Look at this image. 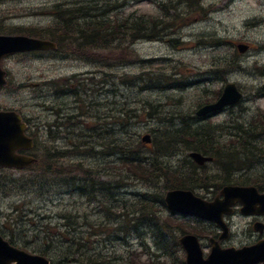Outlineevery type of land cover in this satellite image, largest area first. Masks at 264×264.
I'll list each match as a JSON object with an SVG mask.
<instances>
[{
    "label": "rangeland",
    "instance_id": "obj_1",
    "mask_svg": "<svg viewBox=\"0 0 264 264\" xmlns=\"http://www.w3.org/2000/svg\"><path fill=\"white\" fill-rule=\"evenodd\" d=\"M90 1L0 0V25L3 24L6 28L23 27L26 31L22 33L34 30L32 28H48L57 22L51 14L55 6L84 4ZM99 1L90 4H114L117 0ZM161 1L165 4V0H120L119 2H124L125 5L111 15L127 16L132 13L137 16L159 17L161 14L157 2ZM184 4L179 7L181 11L185 9ZM200 6L204 8L203 13L198 16V13L194 12L179 26V33L175 35L179 40L178 43L171 42L167 38L139 41L126 53L132 58L130 64H123L119 54L107 49L94 52L100 57V65L96 61L98 59L83 58L65 51L22 53L6 58L3 65L8 70L9 83L0 91V110L15 109L25 115L30 124V133L39 132L41 146L37 153H42L44 147L66 149L72 146V142L78 143L85 139H91L96 144V149L100 150L102 146L98 145L100 139L95 135L96 131L93 130L95 124L92 122L85 128L81 125L82 129L63 125L52 126L53 131H59L60 137L57 139L49 138L48 123L56 121L61 123L65 121L67 115L76 114L83 109L86 114L81 117L84 123L88 122L87 120L96 122L100 115L107 114L113 117L116 114L120 118L123 109H132L138 114L143 112L144 115L139 120L131 119L125 126L121 122L115 127L109 124L105 127L108 129L106 131L102 129V124L99 129L104 132L101 136L102 140L129 141L134 144L141 141L143 134L146 133L154 136V131L160 135L176 130L180 125L195 126L194 119L186 114L195 115L202 102L209 99L208 97H213L226 82L231 81L236 82L246 95L244 102L242 101L243 110L238 108L235 111L238 114L241 111L244 116L242 121L251 124L253 114L259 109L264 113V98H256L259 87L264 86V0H203ZM239 43L249 44L250 50L243 54L239 53L236 47ZM137 58L151 61H136ZM144 70L145 76L154 80L144 84L158 82L161 74H173L184 82H190V85L184 89L177 87L161 89L142 88L143 83L141 85L128 83L132 75ZM87 73L90 74L89 78L97 77L102 80L93 90L88 88V83L91 81L82 79L87 78ZM78 75L85 84L87 92L81 86L72 87V84L69 87L72 93H68L64 87L63 89L57 86L63 78ZM54 81L58 82L54 83ZM75 90L77 95L74 93ZM149 110L152 113H159V116L147 117ZM229 115L230 112H226L201 122L226 124ZM59 117H62V120ZM171 117L174 119H169ZM70 131H73L72 134L68 133ZM85 134H93V136H83ZM262 141L264 136L260 140L257 139L258 146L264 147ZM145 145L144 149L147 153L152 145L151 143ZM33 153H36V150ZM262 155L247 166L252 165L251 171L257 172L255 174L257 176L262 173L261 177H264V151ZM184 157L185 154H181L166 159L168 158L171 165L177 166ZM116 158L115 155H77L64 158L60 163L69 166L82 161L94 169L103 170L110 169L109 163ZM258 161L260 162L257 163ZM205 168L203 172L221 176L222 171L217 162L209 163ZM238 174L233 178H240ZM63 176L57 179L50 175L44 177L39 175L34 167L25 170L1 169L0 233L14 245L30 253H41L40 251L48 246H44L46 240H50L46 238L45 232L48 228L54 227L53 225L62 224L64 214L68 216L72 213L73 219L76 220L72 229L87 232L89 225L84 222V216L88 214L86 219L93 220L101 217L102 214L88 197L72 191L68 183L70 174L65 177L68 179H64ZM73 178H76L75 175ZM161 188L162 185L159 184L156 189H152V192L159 194L162 192ZM148 189L145 183L135 180L128 187H119L120 193L116 195L119 198L123 195L132 197L131 190ZM216 189L198 186L195 190L197 194L205 197ZM106 200L105 197V202ZM187 219V223L196 228L197 235L201 236L205 252L208 251V237L217 227L208 221H200L193 217ZM245 227L246 222L243 218H234L233 229L237 235V238L233 239L235 244L239 245L249 240V234L253 232L245 235L243 233ZM108 238L106 235H92L90 253L103 251L108 255H126L131 247L139 253L145 252H140L141 243L137 239H131V243L127 244L114 237L109 238L112 239L111 241L106 240ZM57 240L55 236L56 242L49 248L48 258L53 263L59 264L58 258L62 252L57 246V243L60 244ZM141 258L144 261L147 259L144 254Z\"/></svg>",
    "mask_w": 264,
    "mask_h": 264
},
{
    "label": "trees",
    "instance_id": "obj_2",
    "mask_svg": "<svg viewBox=\"0 0 264 264\" xmlns=\"http://www.w3.org/2000/svg\"><path fill=\"white\" fill-rule=\"evenodd\" d=\"M98 2V0H91L84 4L57 5L51 11L52 16L57 20L53 26L32 28L34 30H27L26 33L57 42L58 52L65 51V53L83 58L98 59L96 61L99 65L100 57L96 56L94 52H99L102 49L115 51L120 55L123 64H130L132 58L126 53L132 45L139 41L165 40L166 38L171 42L178 43L179 40L173 36V33L175 35L181 23L194 12L198 13V16L204 12L203 6H200L202 0H166L165 4H161V16L157 18L137 16L132 13L127 16L114 14L111 17L114 10L125 5L124 2L122 4H90ZM182 4L185 5L183 11L179 9ZM22 31H26L25 28H6L3 24L0 25V32L21 33ZM108 59H110L109 56ZM136 61L151 60L137 58ZM62 80L57 86L64 87L66 90L68 89V93H72L69 89L72 83L68 79ZM84 80L91 81L90 83L86 82L90 90H93L102 81L94 77ZM128 81L132 85H141L154 80L146 77L144 70L132 75ZM75 82L77 83L74 86H78V88L81 86L87 91L81 79H76ZM189 85L190 82H184L173 74H161L158 82L144 84L142 88L177 87L184 89ZM71 86L73 87V84ZM263 90L264 86L260 87L258 95ZM221 92L220 89L213 97H208L209 99L205 102L217 99ZM74 93L76 94L77 91L75 90ZM123 110L124 112H120V118L116 114L114 117L107 114L100 115L96 122L87 120L88 122L84 123L81 118L86 116L85 109H83L76 114L67 115L68 117L64 118L65 121H61V123L58 121L48 123L49 138L57 139L60 137L59 131H53L52 126L63 125L82 129L81 125H84L83 128H85L92 122L95 124L93 126V130L96 131L95 135H98L100 139L98 144L102 146L100 150L96 149V144L91 139H85L78 143L77 141L72 142V146L66 149L57 150L44 147L42 153H37L41 146L40 137L39 132L34 134L36 156L38 157L37 164L33 166L34 170L41 176L50 175L56 179L62 175H64V179H68L65 177L70 174L68 183L72 191L88 197L92 204L97 205L102 214L101 217L93 220L86 219L88 214L84 216V222L89 225L87 232L72 229L76 221L73 219L72 213H69L68 216L63 215L62 224L48 228L45 234L46 238L50 240H46L47 243L44 246H48H45L40 254L48 257L49 248L53 247L56 242L54 237L57 236V242L60 243H57V246L62 252L58 258L59 264L66 262L74 264H186L184 253H181L179 238L183 233H197V231L187 223L188 219L177 217L168 211L164 200L165 193L174 188L195 190L198 186L204 187V184L207 186L221 185V187L225 184H241L243 183L242 179L233 177L238 173L242 174V171L249 168L247 165L251 161H255V158L262 155L264 151V147L258 146L257 143V139L260 140L264 136V113L253 115L251 124H248L245 120L242 121L243 114H238L236 111L230 113L226 124H202L196 114H186L194 119L196 125H180L177 127L178 129L160 135L154 131V136H151L152 147L148 149L147 153L143 141L145 134L141 141L134 144L129 141L102 140L101 136L104 132L102 133V130L99 129L102 124V129H105L109 124L115 127L120 122L125 126L130 123L131 119L138 118L139 120L144 115L143 112L139 115L132 109ZM158 116L159 113H152L150 110L147 114L149 118ZM59 118L62 120V117ZM182 118L184 121V116ZM169 119L173 120L174 117ZM218 129L232 130L230 133L222 134L218 132ZM105 130L108 131V129ZM72 132L68 133L72 134ZM87 135L93 136V134L83 136ZM191 151H199L213 156L215 162L220 166L221 176L203 172V167H199L189 157ZM181 154H185L181 163L177 166L169 163L168 158ZM77 155H115L117 158L109 163L110 169L103 170L94 169L82 161L72 163L69 165L71 167L60 163L64 158ZM166 157L168 158L166 159ZM73 175L76 178H73ZM135 180L145 183L149 189L131 190L132 197L126 195L121 198L117 197L116 194L120 193L119 187H128ZM159 184L162 185V192L153 193L152 189H156ZM105 197L107 202H105ZM93 230L95 231L92 233ZM92 235L114 237L127 244L131 243V239H137L141 243L140 252H145L139 253L131 247L126 255H108L103 251L90 253ZM109 238L106 240L111 241L112 239ZM127 240L130 241L127 242ZM142 254L147 257L145 261L141 258Z\"/></svg>",
    "mask_w": 264,
    "mask_h": 264
},
{
    "label": "water",
    "instance_id": "obj_3",
    "mask_svg": "<svg viewBox=\"0 0 264 264\" xmlns=\"http://www.w3.org/2000/svg\"><path fill=\"white\" fill-rule=\"evenodd\" d=\"M56 48V44L50 41L33 39L28 37L0 36V61L9 53L18 50H34ZM242 52L248 49L245 44L239 45ZM5 82L4 72L0 68V86ZM242 97L235 83H228L224 93L217 103L206 105L198 111V114H206L211 110L222 108L225 105L236 103ZM25 123L16 112H0V166L23 168L35 162V158L29 155L18 154L17 150L32 148L34 143L24 134ZM149 140V136L145 137ZM191 156L200 164L210 159L198 152ZM253 188L227 186L222 190L226 196L223 201L207 202L192 191L171 190L166 195L167 205L170 209L184 214H194L209 220L222 223V215L227 211L228 204L232 203V195L250 193ZM186 250L187 264H257L264 262V242L252 247L221 248L218 241L214 243L210 255L205 258L203 250L198 242V237L193 234H185L180 239ZM0 264H51L50 261L39 254H31L11 245L0 235Z\"/></svg>",
    "mask_w": 264,
    "mask_h": 264
},
{
    "label": "flooded vegetation",
    "instance_id": "obj_4",
    "mask_svg": "<svg viewBox=\"0 0 264 264\" xmlns=\"http://www.w3.org/2000/svg\"><path fill=\"white\" fill-rule=\"evenodd\" d=\"M251 170L252 169L243 172V175L246 177L245 185L255 186L259 193L256 194L252 201L249 202L246 206L243 203L237 201L232 207V212L225 216L228 233L227 238L221 241V244L223 246L243 247L255 245L264 240V202L260 199L261 196H264V177H261L262 173H259V175L257 176L255 175L257 172L255 173ZM219 195L220 194L218 192H214L212 194H206L205 196L213 200ZM244 207L246 208L244 209ZM235 217H241L243 218V221L246 222V227L243 230V233L245 235L253 232L249 234L250 238L248 241L243 242L239 245L233 242V239L237 238L236 231L233 229ZM214 226L217 228L210 237L219 240L222 234V230L217 224H215Z\"/></svg>",
    "mask_w": 264,
    "mask_h": 264
},
{
    "label": "bare ground",
    "instance_id": "obj_5",
    "mask_svg": "<svg viewBox=\"0 0 264 264\" xmlns=\"http://www.w3.org/2000/svg\"><path fill=\"white\" fill-rule=\"evenodd\" d=\"M263 156V155H262Z\"/></svg>",
    "mask_w": 264,
    "mask_h": 264
}]
</instances>
